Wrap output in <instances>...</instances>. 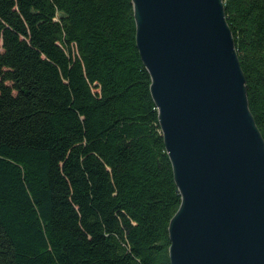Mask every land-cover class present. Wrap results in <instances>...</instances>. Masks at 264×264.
Here are the masks:
<instances>
[{"label": "trees", "instance_id": "1", "mask_svg": "<svg viewBox=\"0 0 264 264\" xmlns=\"http://www.w3.org/2000/svg\"><path fill=\"white\" fill-rule=\"evenodd\" d=\"M264 143V0H223ZM179 205L130 0H0V264H169Z\"/></svg>", "mask_w": 264, "mask_h": 264}, {"label": "water", "instance_id": "2", "mask_svg": "<svg viewBox=\"0 0 264 264\" xmlns=\"http://www.w3.org/2000/svg\"><path fill=\"white\" fill-rule=\"evenodd\" d=\"M179 205L169 264H264V143L223 0H130Z\"/></svg>", "mask_w": 264, "mask_h": 264}]
</instances>
